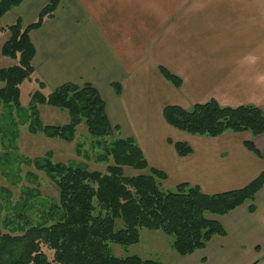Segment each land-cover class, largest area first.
<instances>
[{
	"label": "crops",
	"instance_id": "1",
	"mask_svg": "<svg viewBox=\"0 0 264 264\" xmlns=\"http://www.w3.org/2000/svg\"><path fill=\"white\" fill-rule=\"evenodd\" d=\"M49 1L22 0L0 25H29ZM7 37L0 33V69L14 64L1 54ZM29 38L35 51L30 80L42 81L47 93L64 83L94 86L115 136L135 139L148 165L165 173V188L188 183L221 193L264 170V132L192 135L162 117L166 105L188 108L210 99L264 112V0H59ZM159 66L181 86L167 81ZM169 139L188 143L192 152L179 156ZM246 140L259 155L245 148ZM253 203L252 212L247 201L214 215L226 234L174 264H264V184Z\"/></svg>",
	"mask_w": 264,
	"mask_h": 264
},
{
	"label": "trees",
	"instance_id": "2",
	"mask_svg": "<svg viewBox=\"0 0 264 264\" xmlns=\"http://www.w3.org/2000/svg\"><path fill=\"white\" fill-rule=\"evenodd\" d=\"M21 1L1 0L0 19ZM58 2L50 0L29 25L23 26L20 20L6 27L0 25V33H8L1 54L14 60L13 65L0 69L1 104L24 111L19 86L30 80L34 72L35 51L29 32L52 14ZM158 69L174 87L181 86L178 76L162 66ZM37 85L27 105L28 132L72 141L77 125L82 122L92 137L112 136L108 145L104 144L105 154L99 159L111 155L114 164L102 173L53 162L50 152L26 159L53 180L58 200L45 212L47 223L24 228L14 225L11 232H3L0 221V264H163L137 255L115 256L109 244L129 246L139 241V228L159 230L171 236L172 249L185 256L203 248L213 235L226 234L224 227L209 214H226L247 201L248 210L255 209L253 199L264 184V170L245 186L221 193L206 194L199 186L188 183L164 188L165 173L148 165L135 139L115 136L116 128L110 125L105 103L94 86L64 83L43 94V82L37 80ZM113 86L120 93V85ZM39 104L67 110L69 121L62 125L43 124ZM162 117L169 126L192 135L215 137L228 131H248L256 136L264 132V112L254 104L222 106L214 99L188 108L171 104L163 108ZM168 141L179 156L192 152L186 142ZM244 146L259 155L252 140L244 141ZM124 166L147 169L148 173L126 176ZM16 217L27 222L23 212L16 213ZM118 220L123 223L120 228ZM8 223L13 220L4 221ZM42 245L53 251L52 261L41 250Z\"/></svg>",
	"mask_w": 264,
	"mask_h": 264
},
{
	"label": "rangeland",
	"instance_id": "3",
	"mask_svg": "<svg viewBox=\"0 0 264 264\" xmlns=\"http://www.w3.org/2000/svg\"><path fill=\"white\" fill-rule=\"evenodd\" d=\"M38 85L33 80H24L20 86L19 101L24 111L0 103V221L3 232H11L14 225L27 227L30 224L47 223L45 212L48 206L58 200V191L53 180L41 170L27 163L28 158L43 156L50 152L53 162H62L104 173L108 165L114 164L111 155L100 160L105 154V145L111 137H92L84 123L77 125L72 141L47 137L41 133L31 134L27 130L30 94ZM43 94H47L43 91ZM40 119L45 125H62L69 121L67 110L47 104L37 105ZM108 145V144H107ZM126 176L147 174V169L123 167ZM164 185V184H163ZM165 188V186H163ZM28 204L30 206H28ZM23 212V219L16 213ZM215 218L213 215H208ZM13 223L4 224L5 220ZM123 226L117 221V228ZM139 241L129 246L109 244L115 256L137 255L142 259L158 260L163 264H174L179 255L171 248L172 237L159 230L139 228ZM41 250L52 261L53 251L45 245Z\"/></svg>",
	"mask_w": 264,
	"mask_h": 264
}]
</instances>
